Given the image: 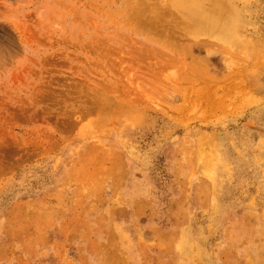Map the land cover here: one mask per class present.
I'll list each match as a JSON object with an SVG mask.
<instances>
[{
    "label": "rangeland",
    "instance_id": "374dc122",
    "mask_svg": "<svg viewBox=\"0 0 264 264\" xmlns=\"http://www.w3.org/2000/svg\"><path fill=\"white\" fill-rule=\"evenodd\" d=\"M197 6L0 0V264H264V0Z\"/></svg>",
    "mask_w": 264,
    "mask_h": 264
},
{
    "label": "bare ground",
    "instance_id": "6f19581e",
    "mask_svg": "<svg viewBox=\"0 0 264 264\" xmlns=\"http://www.w3.org/2000/svg\"><path fill=\"white\" fill-rule=\"evenodd\" d=\"M202 1H204V0H177V4L179 5V6H185L186 8H193V7H196L197 5H200V4H202ZM219 1H221V0H219ZM198 8H199V6H197ZM218 13V12H217ZM221 13H219V14H215V13H207V12H204V11H201V9H198V12H197V15H196V24H197V26L199 27V28H201V30H203V31H205V32H207V34H210V35H212V36H214L215 38H217V39H220V40H223L225 43H227V44H231V45H238V44H241L242 43V40H241V38H239V36H238V30H237V27H238V17L236 16V14H235V12H232L231 14H229L228 16L227 15H225L224 17H221V15H220ZM150 25V24H149ZM144 26H146V25H144ZM142 27V25H140L139 26V28H141ZM148 26H146V28L145 29H148L147 28ZM150 28H151V25H150ZM164 36L166 37V35L164 34ZM163 36V37H164ZM171 36V35H170ZM170 36H168L167 35V37L171 40V42H172V40L173 39H175L176 37L175 36H173V38H172V36L170 37ZM167 37H166V39H167ZM160 38H162V36L160 37ZM157 39V38H156ZM163 39V38H162ZM166 39H163L164 41L166 40ZM168 39V40H169ZM178 38H176V41L178 42L179 40H177ZM160 40V39H159ZM158 40V41H159ZM169 40V41H170ZM154 41V40H153ZM167 41V40H166ZM176 42V43H177ZM165 43H168V41L167 42H165ZM174 43H175V41H174ZM174 43H172V45L174 44ZM179 43H180V41H179ZM161 44V43H160ZM185 44H187V43H185ZM197 44V43H196ZM171 45V46H172ZM177 45H179V46H182L181 44H177ZM176 45V46H177ZM192 45V44H191ZM194 45V44H193ZM168 46H169V48H170V44H168ZM173 46L174 47V49H179V46ZM172 47V48H173ZM176 47V48H175ZM186 47V46H185ZM198 47V46H197ZM144 48H146V47H144ZM186 48H189V47H186ZM185 48V50H189V49H186ZM194 48V47H193ZM149 49V48H148ZM180 49H181V47H180ZM180 49H179V52H180V54H181V51H180ZM136 50V49H135ZM144 50H147V48L146 49H144ZM144 50H142V51H144ZM151 50V49H150ZM169 50H171V49H169ZM176 50V51H177ZM193 50V49H192ZM149 51V50H148ZM152 51V50H151ZM154 51V50H153ZM183 51V50H182ZM136 52V51H135ZM164 52V51H163ZM184 52V51H183ZM189 52V51H188ZM137 53V52H136ZM141 53V52H140ZM139 53V54H140ZM155 51H154V53L153 52H151V54H150V51H149V54L148 55H150V57H151V55H155ZM159 53V52H158ZM186 53V52H185ZM192 54H193V52H191ZM138 54V55H139ZM143 55L145 54L146 55V53H142ZM142 54H140L141 55V57H142ZM160 54H162V53H160ZM192 54H190V52H189V56L191 55V56H193ZM158 55V54H157ZM163 55V54H162ZM166 55H168V56H166ZM166 55H164V56H166V57H169L170 55L169 54H166ZM184 55V54H183ZM183 55H179V56H171L172 58H170V59H167V58H165V57H161V58H159L160 60H159V63H164L165 65L167 64V67H171V65L169 66L168 65V63L170 62V64H172V66H174V65H179L180 63H181V65H183V63L180 61L181 59H184V56ZM136 56V55H135ZM160 56V55H159ZM187 56V55H186ZM190 56V57H191ZM153 57V56H152ZM194 57H196L195 55H194ZM137 58V57H136ZM144 58V57H143ZM199 58V57H198ZM190 59L191 58H189V62H190ZM196 59H197V57H196ZM140 60V59H139ZM199 60H201V59H199ZM184 61V60H183ZM194 61H195V59H194ZM193 60L188 64V63H186L185 65H187V66H184L183 65V67H182V69L183 68H185V70L187 71H184V73H185V78H186V80L188 81V80H190L189 79V77L190 78H192L191 80H194V76H196L197 78H200V79H202L203 78V80L205 81L204 83L207 85V78L206 77H208V76H205V77H203L202 75V78L201 77H199V75L197 76V75H195L196 74V72H198V69L195 67V69L193 68L194 67V65H196V64H191V63H195ZM197 61V60H196ZM205 63V62H204ZM174 64V65H173ZM201 64V63H200ZM135 65H136V63H135ZM148 65V64H147ZM149 65H151V66H153V63L152 64H149ZM193 65V66H192ZM206 64H204L203 65V67H206L205 66ZM190 66L192 67L191 69H190ZM200 66V65H199ZM162 67V66H161ZM164 68V66L162 67V70H161V68H160V70H161V72L164 70L163 69ZM173 68V77L175 78V76H177V74L176 73H178V72H176L175 70H174V68L175 67H172ZM198 68H200V67H198ZM207 68V67H206ZM159 69V68H158ZM196 71V69H197V71L195 72L194 70ZM160 70H158V71H160ZM179 70H181V69H179ZM200 70H201V68H200ZM204 70V69H203ZM151 71V70H150ZM182 71V70H181ZM206 71V70H205ZM176 72V73H175ZM189 72V73H188ZM204 72V71H203ZM186 73H188V74H190L188 77H186L187 75H186ZM179 74H180V76L181 75H183V73L181 74L180 72H179ZM202 74V73H201ZM153 75H154V73H153ZM205 75V74H204ZM143 75H141V77H142ZM155 76V75H154ZM180 76H179V79H180ZM191 76H193V77H191ZM137 77H138V75H137ZM141 77L139 76L138 77V81L141 79ZM153 77V76H152ZM144 78V77H143ZM142 78V79H143ZM146 78V77H145ZM156 78V77H155ZM174 78H173V80H174ZM188 78V79H187ZM206 80H205V79ZM212 77L210 76V78L209 79H211ZM156 79H158V77L156 78ZM181 79H182V76H181ZM181 79H180V82H181ZM213 79V78H212ZM144 80V79H143ZM142 80V82H144ZM159 80V79H158ZM175 80H177L178 81V79H176L175 78ZM183 80V82L185 81V79L183 78L182 79ZM190 80V81H191ZM196 80V79H195ZM214 80V79H213ZM212 80V83L213 82H215V81H213ZM147 81V83H149V84H152L153 82H149V79H145V82ZM157 81V80H156ZM203 82V81H202ZM155 83V82H154ZM153 83V84H154ZM152 84V85H153ZM156 84V83H155ZM208 84H210L209 82H208ZM205 85V86H206ZM212 85V84H211ZM207 87H209L208 85H207ZM207 87H205V89H204V87L202 88V89H204V90H200V92H202L203 93V96H204V92H206V88ZM214 87V86H213ZM220 87H216V89L214 90V88L212 89V90H214L215 92H216V90H218ZM207 89H209V88H207ZM222 89V88H221ZM211 90V91H212ZM209 91V93H207L208 94V99H210L211 97H213V99H210L211 101L213 100L214 102H212L211 104H210V102H209V104L210 105H214V103H216L217 104V101L218 100H215L216 98H218V96L220 97V94L222 93L221 92V90H220V92H216V93H220V94H218V96L215 94V92H211L212 94H210V90H208ZM207 91V92H208ZM223 91V90H222ZM224 92V91H223ZM207 94L205 93V95L207 96ZM223 94H225V93H223ZM211 95V96H210ZM215 96V98H214V96ZM217 96V97H216ZM223 96V95H222ZM224 97V96H223ZM223 97H220V99L221 98H223ZM205 98V100L207 99L206 97H204ZM207 99V100H208ZM206 100V101H207ZM209 101V100H208ZM207 101V102H208ZM206 102V103H207ZM207 106V105H206ZM215 106V105H214ZM218 106V105H217ZM216 106V107H217ZM7 136V135H6ZM7 138H8V136H7ZM7 140H10V142L11 143H13L12 141H11V139L10 138H8ZM9 142V141H8ZM9 142V143H10ZM15 142V141H14ZM15 144H16V142H15ZM11 145V144H10ZM12 147V146H11ZM1 162H3V161H0V164H1Z\"/></svg>",
    "mask_w": 264,
    "mask_h": 264
}]
</instances>
